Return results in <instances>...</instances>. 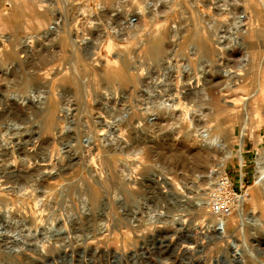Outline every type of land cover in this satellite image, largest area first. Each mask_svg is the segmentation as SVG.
<instances>
[{"label": "rangeland", "instance_id": "1", "mask_svg": "<svg viewBox=\"0 0 264 264\" xmlns=\"http://www.w3.org/2000/svg\"><path fill=\"white\" fill-rule=\"evenodd\" d=\"M192 1L0 0V264H264V0ZM208 173L239 195L226 231L207 204L155 221Z\"/></svg>", "mask_w": 264, "mask_h": 264}, {"label": "bare ground", "instance_id": "2", "mask_svg": "<svg viewBox=\"0 0 264 264\" xmlns=\"http://www.w3.org/2000/svg\"><path fill=\"white\" fill-rule=\"evenodd\" d=\"M205 4H207V2H204ZM226 3V2H225ZM192 4H193V6L194 7H196L198 10H199V4H200V2L198 1V0H193L192 1ZM229 5H231L229 8H232L233 10H235V9H238V7L240 6V4L241 3H239L237 0H234V1H232V3H228ZM202 5V4H201ZM210 6V5H209ZM217 6V10L218 11H220L221 13H223V12H225V11H222V10H224V9H228L227 7H225V8H222V7H219L218 5H216ZM225 6V5H224ZM240 8V7H239ZM243 8V7H242ZM231 9V10H232ZM136 11V10H135ZM138 11H141V9L140 10H138ZM142 11H143V9H142ZM201 12V11H200ZM236 11H234V13H235ZM241 12V11H240ZM139 13V12H138ZM199 14V13H198ZM202 14V13H201ZM223 15V14H222ZM219 16V15H218ZM235 16V15H234ZM152 17V16H151ZM150 17V18H151ZM222 17H224V16H222ZM238 17V16H237ZM223 19V18H222ZM241 20V19H240ZM241 25H243L241 22H240V24L237 26V27H240ZM212 34V33H211ZM223 36L222 35H219V36H217V37H215L216 39H215V42L217 43V44H219V43H221V42H223V38H222ZM124 40V39H123ZM108 43L110 44V45H113L112 44V42L111 41H109L108 40ZM225 43V42H224ZM115 45H116V43H115ZM157 48V47H156ZM159 48V47H158ZM156 50V49H155ZM120 53V52H119ZM117 54V53H116ZM117 56V55H116ZM164 56V55H163ZM186 58V57H185ZM184 58V59H185ZM166 60V59H165ZM189 60V59H188ZM187 60V61H188ZM126 62V61H125ZM166 62V61H165ZM189 62V61H188ZM148 63V62H147ZM45 66V65H44ZM134 66V65H133ZM42 68V67H41ZM187 66L185 65L184 66V68H183V75L184 76H188V74H191V72L189 71L188 72V70H189V68H187ZM36 70V69H35ZM37 71V70H36ZM204 72V71H203ZM234 72V71H233ZM237 74V73H236ZM225 75V74H224ZM235 75V74H234ZM190 76V75H189ZM195 76V75H194ZM227 76V75H226ZM240 76V75H239ZM202 77V76H201ZM234 77V76H233ZM187 78V77H186ZM196 78V77H195ZM223 78V77H222ZM235 78V77H234ZM192 79V78H191ZM208 79V78H207ZM225 79V78H224ZM236 79H238V77L236 78ZM185 80V79H184ZM187 80V79H186ZM233 80V79H232ZM239 80V79H238ZM200 81V80H199ZM229 82V81H228ZM226 83V84H229V83ZM189 82H185V84L187 85ZM237 83V82H236ZM207 84V83H206ZM212 84V83H211ZM235 84V83H234ZM233 84V85H234ZM194 85V84H193ZM231 85V84H230ZM232 87V86H231ZM184 88V87H183ZM186 88V87H185ZM191 89H193V88H191ZM198 90V89H197ZM199 91V90H198ZM195 92V91H194ZM191 94H193V91L191 90V92L190 91H188L187 93H185V95H183L184 97H187V98H189V96L191 95ZM257 94H258V91H257ZM177 96V95H176ZM180 97V96H179ZM170 100L172 99V97H170L169 98ZM186 99V98H185ZM247 100V99H246ZM13 101H15V100H13ZM167 103V102H166ZM244 105V104H243ZM185 107V112L187 111V113L189 112V115L192 113V112H196V108H194V107H191V106H189V107H187V106H184ZM245 108V107H244ZM197 110L198 111H200V114H198V112H196L197 114H198V116L197 117H195V122H197V123H200V122H202V121H205L206 119H208L209 120V117H211L210 116V114H212L213 112H211V110H209V111H205L204 112V108H202L201 106H198L197 107ZM214 110V109H213ZM217 110V109H216ZM219 113V112H218ZM250 113V112H249ZM185 114V113H184ZM196 114V115H197ZM214 114V113H213ZM192 115V114H191ZM190 115V116H191ZM247 115V114H246ZM245 113H244V116H243V118H245ZM186 116H187V114H186ZM103 117V116H102ZM184 118V117H183ZM213 118H214V116H213ZM192 119V118H191ZM101 120V119H100ZM109 122V121H108ZM106 123V122H105ZM203 123V122H202ZM204 124H205V122H204ZM245 124V123H244ZM201 125V124H200ZM219 126V125H218ZM218 126H217V132H218ZM219 127H221V126H219ZM225 127V126H224ZM198 128V127H197ZM220 129V128H219ZM119 130V129H118ZM225 130V129H224ZM201 131V130H200ZM227 131V130H226ZM221 133H222V131H221ZM187 134V133H186ZM185 134V139L187 140H189V139H191V138H188V136ZM223 134V133H222ZM233 134V133H232ZM189 135V134H188ZM197 135H200L199 137V139L198 140H200V142H199V146L198 147H200L201 149L203 148V150L205 151V153L207 154V155H211L212 154V152H215L218 148H226V149H224V150H226V151H224V152H228V154H232V152H231V149L230 148H228V146H227V143L226 142H222V143H220V144H218L217 142H216V137L218 136V134L217 133H213L212 131H211V129L210 130H205V129H203L202 130V132L200 133L199 132V134H197ZM242 135V134H241ZM120 137V136H119ZM117 138V137H116ZM193 138V137H192ZM183 139V138H182ZM117 140V139H116ZM187 140V141H188ZM227 140H230V138L229 139H227ZM184 141V140H183ZM197 141V140H196ZM198 142V141H197ZM221 142V141H220ZM232 144V143H231ZM220 146V147H219ZM24 148V147H23ZM230 149V150H229ZM24 151H25V149H24ZM222 151V150H221ZM203 152V151H202ZM209 153V154H208ZM211 153V154H210ZM226 154V153H225ZM229 155V156H230ZM205 157H207L206 155H205ZM240 158H241V155H240ZM260 158V157H259ZM261 161V160H260ZM259 161V162H260ZM37 162V161H36ZM40 162V161H39ZM37 164V163H36ZM41 164V163H40ZM257 166V165H256ZM46 167V166H45ZM261 167V166H260ZM257 168H259V166H257V167H255V171H256V173H255V182H257L258 184H260L261 185V187L263 188V191H264V168H261V169H259V170H256ZM208 171V170H207ZM215 172V171H214ZM165 173V172H164ZM210 173L212 174V172L210 171ZM163 174V173H162ZM161 175V174H160ZM214 175V174H213ZM199 176V175H198ZM196 177V178H199V177ZM155 177V176H154ZM159 177V176H158ZM162 177V176H161ZM160 177V178H161ZM164 177V176H163ZM185 177H186V175H185ZM7 178V177H6ZM157 178V177H156ZM167 179V178H166ZM166 179H163L162 181H165ZM186 178H184V180H185ZM187 179H188V177H187ZM186 179V181L188 182V180ZM189 179H190V177H189ZM10 180V179H9ZM133 180V179H132ZM197 180V179H196ZM196 180H194V178L192 177L191 179H190V181H194V183L196 182ZM199 180V184L197 185V188H199L198 190H201L202 191V189H207V188H209V186L210 185H212V184H215V182L216 181H213L212 180V175L210 176V174L208 173L207 175H201L200 176V178L198 179ZM198 180H197V182H198ZM158 181V180H157ZM211 181V182H210ZM168 182V181H167ZM166 181H165V183H167ZM168 183H170V182H168ZM168 183L166 184V185H168ZM191 183V182H190ZM204 183H206V184H209V186L208 187H202L201 185L202 184H204ZM157 184H160L159 182L157 183ZM162 184V183H161ZM193 184V183H192ZM192 184H190L191 186H192ZM171 185V184H170ZM194 185V184H193ZM213 187V186H212ZM211 187V188H212ZM9 189V188H8ZM210 189V188H209ZM7 190V189H6ZM164 190V189H163ZM176 191V190H175ZM176 192H179V191H176ZM176 192H175V194H174V198H175V195H176ZM184 192V191H183ZM189 192V191H188ZM200 192V191H199ZM185 193V192H184ZM184 193H181L179 196L180 197H178L179 199H176L177 200V202H179V205H181L182 207L181 208H178V210L180 211V212H178V213H174L173 211V213H167L166 211H168L169 209L167 208V206L166 205H163L162 207L165 209V210H163L162 208L159 210H156V209H154V210H156L157 212V218L155 219V221L156 222H159L160 224L161 223H163V224H166V223H168V224H173V223H176V226H178L179 228H178V230L180 229L181 231H186V232H190L187 228H188V226H187V228H185L184 227V224L186 223L185 222V218L183 217L184 215H185V213L186 212H188V210H190V212H191V209H189V208H198V209H201V207H204V206H206V204H207V201H208V197L206 196L207 195V192H203V194H205L204 195V197L202 196L201 198H198L199 200H194V202L192 201V197H191V199L189 198L190 196H188V194L186 195V194H184ZM177 194H179V193H177ZM197 194V193H196ZM195 194V195H196ZM199 194V193H198ZM168 195V194H167ZM172 195H173V193H172ZM189 195H191L190 193H189ZM171 196V195H170ZM169 196V197H170ZM178 195H176V197H177ZM194 197V196H193ZM196 198V197H195ZM241 198H242V196H241ZM33 199V198H32ZM207 199V200H206ZM240 199V198H239ZM174 200V199H173ZM191 201L190 203L188 202V201ZM244 200H245V198L243 197L242 198V202H244ZM176 202V201H175ZM181 202H183V203H181ZM185 202H186V205H185ZM171 203H173V201L171 202ZM161 207V206H160ZM169 207V206H168ZM207 207V206H206ZM240 207H241V204H240ZM239 207V208H240ZM204 209H205V207H204ZM204 209H201V211L202 210H204ZM241 209V208H240ZM239 209V210H240ZM237 210V209H236ZM242 210V209H241ZM148 211V210H147ZM171 211V210H170ZM169 211V212H170ZM205 211V210H204ZM207 211V210H206ZM166 212V213H165ZM177 212V211H176ZM207 212H209V211H207ZM253 213V212H252ZM35 214V213H34ZM188 214V213H187ZM186 214V215H187ZM190 214V213H189ZM240 214V213H239ZM243 214V213H242ZM185 215V216H186ZM211 215V214H210ZM210 215H208V216H210ZM234 215V214H233ZM249 216H250V218H249ZM212 217V216H211ZM211 217H209V219H208V222H207V224H205V231H210V230H214V232L215 231H218V233L219 232H223V231H226L227 229H228V226L231 224V223H233V221H232V219H231V217H232V215H229V216H227V217H225L222 221H220V223H218L217 221H215V220H213V218H211ZM248 218H249V221H251L249 224L250 225H252V227L253 228H255V229H261L262 228V224H263V221H262V219L261 218H259V217H257V216H255L254 214H248V216H247ZM148 218H150V217H148ZM151 219V218H150ZM101 221V220H100ZM103 221V220H102ZM151 221V220H150ZM104 222V221H103ZM106 222H107V220H106ZM245 222V221H244ZM99 223V222H98ZM187 224V223H186ZM198 224V223H197ZM222 225L223 224V227H222V229H221V227L220 226H218V225ZM244 224V223H243ZM106 225V224H105ZM104 225V226H105ZM102 228H103V226H102ZM203 228V227H202ZM211 228V229H210ZM101 230V229H100ZM177 230V229H176ZM178 232V231H177ZM263 234H264V231H261ZM176 233V232H175ZM178 234H180V233H178ZM92 235V234H91ZM98 235V234H97ZM67 237V236H66ZM164 237V236H163ZM162 237V238H163ZM167 238V237H166ZM166 238H164L165 240H166ZM52 239V238H51ZM56 239V238H55ZM64 240V239H63ZM58 241V240H57ZM167 241V240H166ZM160 242V241H159ZM162 242V241H161ZM187 244V243H186ZM188 244H190V243H188ZM52 246V245H51ZM187 246H189V245H187ZM37 248V247H36ZM39 248V247H38ZM44 249V248H43ZM189 249V248H188ZM42 251V250H41ZM188 251V250H187ZM34 252V251H33ZM43 253H44V251H43ZM45 254V253H44ZM47 254V253H46ZM160 263H161V261H160ZM166 263V262H165ZM164 264V263H163ZM166 264H168V263H166Z\"/></svg>", "mask_w": 264, "mask_h": 264}, {"label": "built area", "instance_id": "3", "mask_svg": "<svg viewBox=\"0 0 264 264\" xmlns=\"http://www.w3.org/2000/svg\"><path fill=\"white\" fill-rule=\"evenodd\" d=\"M239 195L226 176L218 177L208 193L207 207L213 220L220 223L225 217L232 215L238 205Z\"/></svg>", "mask_w": 264, "mask_h": 264}]
</instances>
